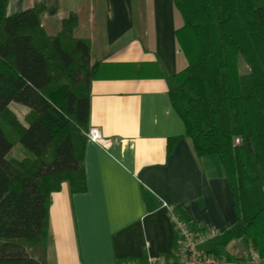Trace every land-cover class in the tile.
Masks as SVG:
<instances>
[{
    "label": "trees",
    "instance_id": "16d2710c",
    "mask_svg": "<svg viewBox=\"0 0 264 264\" xmlns=\"http://www.w3.org/2000/svg\"><path fill=\"white\" fill-rule=\"evenodd\" d=\"M173 1L188 66L171 77L170 100L197 155L219 158L237 215L207 251L241 260L232 251L241 241L264 260V0ZM42 11L36 3L8 16L0 0V264H43L52 193L64 182L72 193L86 189L91 84L100 64L91 65L90 41L73 35L77 14L50 36ZM11 103L30 109L28 127ZM17 144L29 152L22 160L9 157ZM172 213L197 229L181 208Z\"/></svg>",
    "mask_w": 264,
    "mask_h": 264
},
{
    "label": "crops",
    "instance_id": "0c3cea01",
    "mask_svg": "<svg viewBox=\"0 0 264 264\" xmlns=\"http://www.w3.org/2000/svg\"><path fill=\"white\" fill-rule=\"evenodd\" d=\"M36 3L50 36L77 14L73 35L90 41L91 65L100 64L91 84L90 127L103 134L102 142L85 145L86 189L72 193L64 182L51 195L43 264H170L173 208L197 228L232 227L237 215L222 164L217 156L197 155L170 100L171 77L188 66L174 1L7 0V15ZM9 109L28 127V107L11 103ZM241 256L234 264H264L255 253Z\"/></svg>",
    "mask_w": 264,
    "mask_h": 264
},
{
    "label": "built area",
    "instance_id": "2783aa9c",
    "mask_svg": "<svg viewBox=\"0 0 264 264\" xmlns=\"http://www.w3.org/2000/svg\"><path fill=\"white\" fill-rule=\"evenodd\" d=\"M87 138L92 142H102V131L96 126L90 127ZM236 143H239V139H236ZM170 216L176 234V264H234L233 261L207 251V246L222 235V229L214 227L192 229L172 212ZM146 264L155 263L149 261Z\"/></svg>",
    "mask_w": 264,
    "mask_h": 264
},
{
    "label": "rangeland",
    "instance_id": "374dc122",
    "mask_svg": "<svg viewBox=\"0 0 264 264\" xmlns=\"http://www.w3.org/2000/svg\"><path fill=\"white\" fill-rule=\"evenodd\" d=\"M240 69L242 72L246 71V65L244 64V62L240 63ZM25 154L29 155V152L26 149H24L20 144H17L14 147V149L11 151L9 157H13L21 160L25 156ZM232 251L235 254H239V255H242L243 253L247 252L245 245L241 241H236L233 244Z\"/></svg>",
    "mask_w": 264,
    "mask_h": 264
}]
</instances>
